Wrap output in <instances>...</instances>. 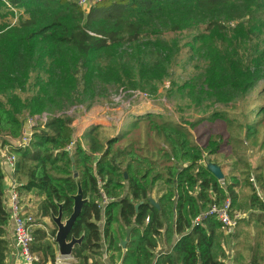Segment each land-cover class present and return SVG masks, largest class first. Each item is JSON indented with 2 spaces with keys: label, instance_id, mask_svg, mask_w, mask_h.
<instances>
[{
  "label": "trees",
  "instance_id": "1",
  "mask_svg": "<svg viewBox=\"0 0 264 264\" xmlns=\"http://www.w3.org/2000/svg\"><path fill=\"white\" fill-rule=\"evenodd\" d=\"M17 11L20 16L12 22L9 18ZM179 33L192 38L181 44L171 35ZM184 52L202 62V81H179L171 74L175 58ZM263 79L264 0H99L87 11L79 0H0V149L8 146L17 157L20 192L44 197L39 217L57 215L62 204L63 218H69L81 183L87 201L69 235L83 236L72 253L75 264H89L102 254L98 221L104 194L110 199L104 229L109 248L121 251L120 237L126 226L135 224L123 264H225L217 253L221 222L215 215L196 218L228 198L234 204L240 183L250 200L264 207L255 187L264 192V162L254 156L252 166L248 156L239 154L238 161L245 163L240 178L220 180L203 161L229 146V134L239 140L237 128L230 126L224 135L222 124L213 138L204 137L205 131L194 136L183 123L150 113L131 119L145 120L161 135L157 143L166 149L157 155L140 152V142L126 140L123 133L111 137L103 126L89 128L86 148L82 140L74 141L73 120L66 115L38 124L30 143L19 147L5 137L22 135L21 112L56 113L78 103L92 104L107 97L111 85L156 94L165 80L170 81L168 96L182 91L196 107L206 101L229 104ZM203 118L227 119L226 130V125L240 122L224 110ZM259 120L255 110L245 122L251 126ZM256 132L254 128L249 135ZM4 178L0 162V264H5L2 236L9 220ZM160 180L167 188L156 197L157 206L150 196ZM175 234L179 239L171 252L157 255L159 238L166 235L171 243ZM46 243L47 232L36 228L33 251H47L55 261L52 245Z\"/></svg>",
  "mask_w": 264,
  "mask_h": 264
},
{
  "label": "rangeland",
  "instance_id": "2",
  "mask_svg": "<svg viewBox=\"0 0 264 264\" xmlns=\"http://www.w3.org/2000/svg\"><path fill=\"white\" fill-rule=\"evenodd\" d=\"M84 9L86 11L88 10L86 6ZM18 16H20V12L17 11L15 17H10L9 20L15 22L17 21ZM171 35L174 39L177 38V41H179L181 44L190 41L192 38L191 35L186 33ZM127 46L129 45L127 44L126 47ZM174 62L175 64L171 70V74L179 81H189L191 83H197L204 79L203 68L200 66L202 62L198 58L193 59L191 53H182L180 56L175 58ZM169 84L170 81L165 80L163 85H161L160 90L156 94H151L149 90H140L144 93H148V95H145L137 89H125L122 87L124 85H111L107 97H99L95 99L92 104L78 103L76 105L68 107L66 110L70 109L73 106H76V114L73 115L72 113V115L74 116H72V120L74 121L76 118H78L79 115L83 116L85 115V112H90V109H98L101 107L102 112L101 110H99L100 113L106 115L108 118L107 120L110 121L113 126L112 129L114 131H112V133H115V131H119L120 134H124L123 138H125L126 140L140 142V144L136 143V148H138L140 152H147L150 153V155H154V153L156 155L157 153L160 154V152L163 151L161 150L162 148L166 149L164 145L161 147L157 143V141H161L163 139L161 135L157 134L150 127L148 122L142 119H136L131 121V116L137 117L139 115H146L149 113L157 114L160 115V117L167 118V120H170L171 122H175L176 120L179 123H183L185 126L188 127L190 131H192V134L194 136L195 134H199L201 131H205L204 137L211 138L217 135V132L220 130L222 124L224 127V135L229 134L228 131L229 127L231 126L237 128L240 131L241 136H238V140L235 138L237 137L236 134H229V146H225L226 148L220 151L219 154H217L218 156L222 157H220L221 161L225 162L226 171H233L236 175H238V172L233 170L234 167L237 168L238 166L240 168L241 166L245 165V163L242 162L243 160H239L240 162L238 161L239 154L242 158L248 156L250 158V165L252 166H255V162L253 160L254 156H256L258 160L261 159V161L264 162V145H261L260 142L261 132H264V79L260 81L255 90L248 93V95L244 96L243 98L237 101H234L229 104L206 101L200 107L194 106L188 96L182 91L177 90L173 96H168L166 89L167 87H169ZM201 108L203 109L201 110ZM218 110L227 111L230 117H238L240 122L238 123V121H236L234 123L226 125V130L225 122L227 123V119L225 118H220L212 121L204 120L203 117H205V115H208ZM255 110L259 112L260 120L258 124L250 126L248 125L250 124V122L247 123L245 121H247V119L249 118V114L254 112ZM28 115L30 114L21 112L19 114V117L22 120H25ZM160 117H155V119L161 122L162 118ZM86 121L87 119L81 117L82 124H85ZM254 128L257 129L256 134L252 136L249 135L250 131ZM79 129L80 128L78 127V130ZM262 136H264V134ZM5 138L9 140L11 137ZM262 142H264V139L262 140ZM148 150H153V152L151 153ZM254 151L258 153L254 154ZM207 158L208 155L205 157L203 161L204 163L209 162V159ZM253 168L254 167L250 169L252 170ZM156 188L157 197L158 195L163 194L166 191L167 187L164 181L160 180L159 182H157L155 189ZM161 190L163 191L161 192ZM234 208H237V206H234ZM220 233L222 234V232ZM224 234L226 239L230 237L226 236L229 234H226L224 232L223 236Z\"/></svg>",
  "mask_w": 264,
  "mask_h": 264
},
{
  "label": "crops",
  "instance_id": "3",
  "mask_svg": "<svg viewBox=\"0 0 264 264\" xmlns=\"http://www.w3.org/2000/svg\"><path fill=\"white\" fill-rule=\"evenodd\" d=\"M99 110H101L102 112L101 107L98 109L92 108L90 109V112L88 113L85 112V115L83 116L79 115L78 118H76L72 122V126L75 129L74 141L76 142L78 139L82 140L86 148H88L87 141H89V137L87 138L86 134L89 128L92 126H103L106 129L111 130V135H110L111 137L115 136L119 132V131L118 132L115 131V133H112V131L114 130L112 129L113 126L111 122L108 121L107 116L100 113ZM81 117L87 119L85 124L81 123ZM133 120L135 119H131V121ZM78 127L80 128L79 130ZM9 140L11 143H15L18 140V138H10ZM7 151L6 149L4 150V148L0 149V162L2 164L3 171L5 173L4 191H6L9 183L13 179L17 180L15 176V172H13L8 166V162L6 158ZM94 155L95 158H98L100 153L96 152ZM220 157L221 156L218 155H212V156H208L207 159H209V161L219 164L220 166L221 165L223 166V168L222 166L221 168L224 172L226 179L229 180L231 176L240 178L239 167L237 166V168L234 167L233 169L234 171L238 172V175H236L233 171L227 172L225 162L221 161ZM215 159H217L218 162L215 161ZM255 187L258 190L259 197L264 202V192L256 184ZM156 191L157 188L154 189L151 195V197L153 196L152 198L154 200L156 199ZM162 191L163 190H161V192ZM235 191L238 194V199L234 202V204H232V208L235 212L241 214V218L239 219L237 227L230 232L221 227L220 232H222V234L221 233L220 234L222 235V246L218 247L217 253L220 255V259H222L225 262V264H264V207H261L258 201L252 202L250 200V195L248 196V193H246L247 190L244 189L242 183H240L238 186L235 187ZM21 194L26 204V207L30 211H32L36 216L35 229L42 228L47 232V243H50L52 245V249L54 250L56 255L55 259L57 260L59 257L63 255L60 254L59 245L56 242L57 225L52 218L53 214H51V216H44V217L38 216L39 204L44 197L34 191L22 192ZM109 201L110 199L108 201L103 199L100 203L102 206V211H101V219L98 221V225L100 227V232L102 237L101 239L102 254L94 255V257L90 258L89 264H123V257L126 253L127 245L130 242L131 234H130V239L126 242L125 246L123 245V242L127 239V230L130 227H133L132 230L135 228V224L131 226H126L125 228L126 235L124 237H120V244L122 247L121 251L113 250L109 248V243H108L109 241L105 236V232H104L105 225L107 222L106 207ZM233 205L237 206V208H234ZM114 226H119L120 230L122 231V227L120 225L115 224ZM8 227L9 224L6 226L7 233H5L2 236V239L6 241V247L3 249V254L6 255L5 264H25L23 259L19 255L18 247L16 244L13 231L10 227L8 229ZM53 230L56 231L55 234L53 233ZM223 231L226 234H229L226 236H230V237L226 239L225 234L223 236L224 233ZM165 236L166 235H163L161 238H159V245L156 248L157 255L163 254L165 252H171L172 247L179 239V236L175 234V237L173 238L172 242L169 243ZM47 243H46V247L48 245ZM35 252L41 256V260L34 264H57L56 260L54 261L49 255V252L42 250ZM67 257H68L66 259L67 264H75L77 262L73 254Z\"/></svg>",
  "mask_w": 264,
  "mask_h": 264
},
{
  "label": "built area",
  "instance_id": "4",
  "mask_svg": "<svg viewBox=\"0 0 264 264\" xmlns=\"http://www.w3.org/2000/svg\"><path fill=\"white\" fill-rule=\"evenodd\" d=\"M97 1L99 0H79V3L84 8L86 6V8L88 9L92 3ZM144 94L148 95V93ZM75 109L76 106H73L68 110L58 111L56 113L44 111L42 113L28 115L25 120H23L22 135L18 138L15 143L12 144L19 147L27 146L33 137L34 128L38 124L46 123L48 119L52 116H63L66 114V116L72 117L77 112V110L75 111ZM70 147L71 145L69 146V148ZM5 149L6 151L8 150L6 152L8 166L14 172L16 169L17 157L14 153L10 152L8 146L5 147L4 150ZM251 180H254V178H251ZM103 197L104 200H109V198L105 194L103 195ZM4 203L9 213L8 224L15 236L19 255L21 256L25 264H34L36 262H39L41 260V256L32 249V244L34 240V230L36 225V216L32 211H30L26 207V204L19 189V181H17L16 179H13L9 183L6 191H4ZM209 215H215L221 222L222 228L229 232L237 227L239 219L241 218V214L233 210L231 199H226V201L221 205H212L207 211L198 215L196 221H201ZM67 258V256H61L56 260V263L67 264Z\"/></svg>",
  "mask_w": 264,
  "mask_h": 264
},
{
  "label": "water",
  "instance_id": "5",
  "mask_svg": "<svg viewBox=\"0 0 264 264\" xmlns=\"http://www.w3.org/2000/svg\"><path fill=\"white\" fill-rule=\"evenodd\" d=\"M73 159V158H72ZM207 167L214 173V175L222 180L224 179L225 175L221 168V166L217 163L209 161L207 163ZM75 170V176L78 177V172L75 169V165L73 166ZM150 200L153 204L158 206V203L150 196ZM74 207L73 213L67 219L63 218V210L62 204H60L59 213L57 215L53 214L52 218L57 225V232H56V242L59 245L60 254L63 256H70L73 253L74 247L76 244H80L82 242L83 237L77 238L72 237L69 239V235L71 233V229L79 216L80 212L82 211L84 203L87 201L86 198L83 196V190L81 183L78 180V192L74 195ZM133 227H130L127 230V239L123 242V245H126V242L130 239V234Z\"/></svg>",
  "mask_w": 264,
  "mask_h": 264
}]
</instances>
